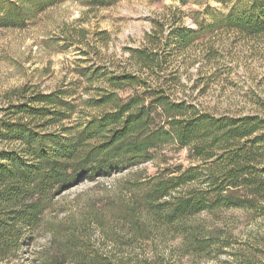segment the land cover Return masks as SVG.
<instances>
[{
    "label": "trees",
    "instance_id": "trees-1",
    "mask_svg": "<svg viewBox=\"0 0 264 264\" xmlns=\"http://www.w3.org/2000/svg\"><path fill=\"white\" fill-rule=\"evenodd\" d=\"M5 2L11 0H0L3 20L18 13L16 6ZM217 27L248 37L264 35V0H240L219 14ZM200 35L199 30L179 26L171 28L167 40L185 50ZM129 53L137 71L108 78L112 91L86 103L98 114L79 128L66 124L76 106L62 92L31 97L24 92L17 102L10 100L0 109V146L7 147L0 149V262L17 258L30 235L41 225L47 227L49 211L63 192L79 182L150 162L165 146L187 149L201 164L180 166L172 176L138 180L131 186L129 190L139 191L138 196L132 204L118 202L113 216L122 235L105 223L101 213V217L94 214L117 246L153 242L164 231L178 237L181 249L192 255L217 251L219 230L205 231L197 219L220 207L242 209L264 198V170L258 168L264 165V121L201 114L195 106L171 99L167 82L160 77L151 102L139 92L120 97L116 90L147 88L148 78L142 74L163 72L157 53L146 47ZM135 177L129 176L127 183ZM242 191L247 193L241 195ZM83 221L52 230L38 263L129 264L118 252L104 254L92 248L89 236H84L92 218ZM158 257L152 252L130 263L158 264Z\"/></svg>",
    "mask_w": 264,
    "mask_h": 264
},
{
    "label": "rangeland",
    "instance_id": "rangeland-1",
    "mask_svg": "<svg viewBox=\"0 0 264 264\" xmlns=\"http://www.w3.org/2000/svg\"><path fill=\"white\" fill-rule=\"evenodd\" d=\"M239 1L5 2V6H16L18 13L13 11L14 17L3 20L5 12H0V109L10 100L17 102L24 92L27 97L62 92L76 106L66 124L79 128L98 114L86 103L112 91L108 78L137 71L129 50L146 47L160 56L163 72L160 76L142 74L148 78L147 88L116 90L120 97L139 92L151 102L160 77L161 82H167L165 89L171 99L187 102L201 114L235 119L250 116L264 121V35L248 37L217 27L219 14L227 13ZM179 26L201 32L185 50H177L167 40L171 28ZM199 164L187 149L170 145L155 152L150 162L79 182L56 198L46 218L47 227L41 225L30 235L17 258L0 264H39L52 230L78 226L88 216L92 221L84 236H89L92 248L104 254L118 252L129 264L152 252L158 253V264H264V198L242 209L220 207L211 214L203 213L197 223L205 231L218 229L220 238L217 251L201 256L182 250L180 239L164 231L155 235L153 242L119 247L96 223L94 214L101 213L105 223L122 235L123 228L113 216L118 202L132 204L138 196L139 191L129 190L131 186L138 180L172 176L180 166L188 169ZM258 168L263 171L264 165ZM129 176H136L130 184Z\"/></svg>",
    "mask_w": 264,
    "mask_h": 264
}]
</instances>
